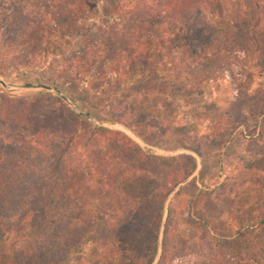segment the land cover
<instances>
[{"label":"trees","instance_id":"trees-1","mask_svg":"<svg viewBox=\"0 0 264 264\" xmlns=\"http://www.w3.org/2000/svg\"><path fill=\"white\" fill-rule=\"evenodd\" d=\"M89 2L53 0L49 11L58 18L64 15L75 30ZM116 6L124 28L103 31L98 41L90 42L92 53L82 68L99 71L80 79L84 90L54 83L89 117L125 122L127 113L116 111L118 104L108 103L109 115L100 111L107 90L117 89L110 101L118 94L126 102L131 94H143V80L151 85L167 73L181 90L199 94L203 83L221 76L215 63L243 44L258 49L264 63V0H120ZM229 8L233 12L227 13ZM100 26L109 28V22ZM173 53L188 58L179 60ZM50 55L62 54L48 49L45 58ZM167 60L170 67L160 69ZM27 104L0 89V121L5 122L0 129V264H152L166 199L196 171V158L150 154L125 133L90 123L57 95L40 94L30 109ZM127 106L137 116L154 112ZM252 109L253 116L264 117V92L252 93ZM233 118L231 112L225 114L207 137L184 126L175 134L182 149L204 158L199 142L206 146L217 138L228 140L239 128L230 122ZM218 147L207 148L213 153ZM193 181L196 187L205 186L203 178ZM198 220L211 228L209 216ZM171 224L170 216L159 264L186 263L183 253L173 252ZM258 225L264 226V215Z\"/></svg>","mask_w":264,"mask_h":264},{"label":"rangeland","instance_id":"rangeland-1","mask_svg":"<svg viewBox=\"0 0 264 264\" xmlns=\"http://www.w3.org/2000/svg\"><path fill=\"white\" fill-rule=\"evenodd\" d=\"M52 1L0 0V81L6 84L3 86L0 82V89L21 104L28 103L27 109L40 94L62 98L63 94L54 83L68 82L73 89L82 92L84 84L80 79L99 71L91 70L89 66L82 68L92 53L90 42L95 43L99 36L113 28L117 31L124 28L116 9L120 0H90L75 30L65 23L64 15L58 18L50 13ZM226 12H233V9ZM106 22H109V28H101L100 25ZM22 24L25 30L20 31ZM212 26L215 27V23ZM90 28L95 33H88ZM48 49L62 55L45 58ZM87 49V55L83 56L81 51ZM172 55H177L179 60L188 58V54ZM260 55L252 44H243L237 52L231 51L228 57L215 63V67L222 70L219 79L203 83L199 94L175 86L169 73L152 81L151 85L143 80L144 85L139 87L143 94H131L126 102L118 94L115 101H110L117 89L114 92L107 90L103 97L105 107L100 111L109 115L108 103L110 106L118 104L115 110L123 109L127 113L123 123L111 124L89 117L68 100L71 107L90 123L125 133L150 154L164 157L186 154L196 158V171L166 199L158 252L152 264H159L162 258L170 216L171 226H174L169 232L173 252L175 256L184 254L187 262L183 264H264V226L258 225L264 215V130L262 137L257 138L252 131V117L258 118L252 115V93L264 92V63ZM168 61H163L159 68L165 70ZM68 77L73 78V83ZM27 84L42 87L22 88ZM149 89L151 93L148 94ZM120 103L125 107H120ZM127 104L138 105L145 109L144 113L152 108L153 115L137 116ZM230 112L235 116L230 122L239 123V128L228 140L217 138L206 146L199 142L207 153L204 158L182 149L180 138L175 134L177 129L184 126L201 138L207 137L215 124ZM165 120L168 122L164 127L157 125ZM1 123L5 122L0 121V129H3ZM215 145L222 147L221 150L210 152L207 147L214 148ZM195 178H203L205 186L192 184ZM200 215L211 218V228L203 226L198 220ZM211 241L214 245L219 243L214 246Z\"/></svg>","mask_w":264,"mask_h":264},{"label":"crops","instance_id":"crops-1","mask_svg":"<svg viewBox=\"0 0 264 264\" xmlns=\"http://www.w3.org/2000/svg\"><path fill=\"white\" fill-rule=\"evenodd\" d=\"M264 118V117H263ZM263 118H253L252 117V131L254 132V138L262 137L264 128Z\"/></svg>","mask_w":264,"mask_h":264},{"label":"water","instance_id":"water-1","mask_svg":"<svg viewBox=\"0 0 264 264\" xmlns=\"http://www.w3.org/2000/svg\"><path fill=\"white\" fill-rule=\"evenodd\" d=\"M0 82H1V84L3 86H6V84L3 81H0ZM40 87H42V86L32 85V84H27V85H23L22 86V88H40ZM43 87L46 88V89H51L50 87H46V86H43ZM61 97H62L63 100L68 102V98L66 96L61 95Z\"/></svg>","mask_w":264,"mask_h":264}]
</instances>
